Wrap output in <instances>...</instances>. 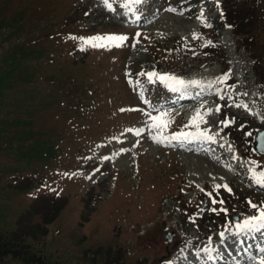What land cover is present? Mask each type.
I'll return each mask as SVG.
<instances>
[{
	"label": "rangeland",
	"instance_id": "374dc122",
	"mask_svg": "<svg viewBox=\"0 0 264 264\" xmlns=\"http://www.w3.org/2000/svg\"><path fill=\"white\" fill-rule=\"evenodd\" d=\"M51 1L53 0H0V38H13L11 41H17L18 38L15 37L21 40L26 38L24 43L14 42L11 47V52L20 49L19 64L15 68H21L22 73L8 76L7 68H4V73L0 72V228H15L20 214L27 207L35 205V220H43L48 226L46 235L36 244L52 253L54 258L56 255L60 258V255L64 256L63 258L68 257L70 264H84L76 257L81 255V252L75 254L78 243L74 236L85 240L82 242L84 246L93 248L95 247L90 244L100 243L104 248L111 245L115 249L122 245L130 254L143 255L149 262L161 255L165 259L173 249H178L169 259L174 264L199 261V256L203 254L196 252L197 245L202 244L198 239L200 234L194 226L193 217L184 222L178 209H174L180 201L176 198L182 193L184 197L196 199L200 193L196 184L203 188L208 184L212 186L213 183H227L233 192H251L252 201L259 204L264 201V195H259L264 188H255L258 186L252 183L247 174V160L233 145L231 138L223 132L216 137L215 143L189 140L160 144L150 139L148 130L140 135H136L135 131H127L145 127L147 113L156 115L166 112L173 122L181 118L188 123L189 118L202 105L203 109H215L220 99L217 94L210 92L206 87L189 86L186 90L194 91L195 94L205 93V96L183 104L175 103L172 97L170 100L165 98L164 104L161 105L163 96L151 92L149 87L152 83L146 81L144 84L135 85L133 81L129 83L130 80H127L128 88H125L123 78L127 73L129 58L141 60L142 70H160L158 66L168 60L169 56L157 57L152 54L148 50L147 39L165 46L168 52L174 50L172 38L177 37L181 46L193 41L194 32L202 39L201 28L204 24L197 16L201 9L204 10L206 18L221 14V0L219 7L215 0H200L196 16L192 18L187 17L175 5H171L175 0H142L139 5H131V11L125 1L114 0L112 9L108 13L104 12V17H101L104 13L100 12L103 0H80L89 4L84 23L87 26L92 23L106 26L109 22L117 20L116 12L129 14L139 11L141 18L139 25L119 22L123 27L118 34L127 35L129 40L121 47H110L112 53L109 54L113 58L101 68L103 73L97 75L98 84L103 87H93L91 93L86 92V96L82 98L78 97L81 93L79 89L91 82V79L88 77V70L76 55H63L52 71L41 74L46 55L39 53L35 47L41 48L46 41L58 45L61 37L52 12L46 9ZM97 6L101 8L95 10ZM170 8L176 11H168ZM137 32L141 33L139 43H135ZM78 35L75 36L76 40ZM71 41L67 39V42ZM6 44L3 42L2 45ZM221 44L231 63L235 77L233 84L236 87L231 92L233 98H227L225 109L221 108L220 112L213 111L206 116L207 123L202 124L201 128H208L215 133L220 127V118L225 115L235 118L232 132L243 139L246 136L238 126L240 119H245L251 129L264 127V103L257 101L263 94L260 93L251 70V55L243 49H238L228 26L221 31ZM82 47L89 46L82 44ZM30 62L37 68L35 76L29 73ZM194 62L195 66L186 65L182 70L184 73H179L182 76L186 74L187 77L191 75L185 80L197 79L207 82L222 75V64L218 61L204 64L195 56ZM108 74L114 85L111 90L112 99L127 108L125 111L117 110L118 113L114 115L111 114L116 107L112 106L109 89L105 87V76ZM236 93L241 95L237 96ZM244 93L247 95H243ZM221 95L227 97L223 92ZM235 103H246L251 111L230 106ZM100 111L103 115L99 114ZM112 116H115L116 127L109 137L103 140L104 123L109 122L108 117ZM175 132L178 131L166 134ZM225 141L233 145L240 159H232L233 152L228 150L227 145L220 147ZM105 145L111 147L110 154L103 153L107 149ZM93 149L100 152L92 151ZM88 158L93 162L97 159L100 162L109 159L114 162L108 178L101 181L109 169L102 174H98L97 169L82 172L84 168L92 165L89 163L85 166ZM155 176L159 179H152ZM213 177L216 179L213 180ZM193 181L195 183H192ZM211 186L208 187L209 190ZM63 196L68 197L64 198L68 200L66 207H60L52 217L47 215V209L38 208L49 202L58 204L63 200L58 198ZM228 197L230 195L223 189L216 197L226 198L224 207L229 209L228 215L233 212L243 213L245 208L251 214L254 213L246 201H233ZM204 206L205 209L212 207L207 196ZM168 211L173 212V218L165 222ZM156 214L160 216L155 222H148L152 217H156ZM223 215L215 214L217 218ZM137 222H140L141 229L137 228ZM161 225H164V229L168 226L174 227L177 233L183 234L186 238L183 241L185 246H175L176 234L173 235L170 245L166 246L162 234L159 236ZM37 229L41 231V227L34 228ZM149 231L153 236L148 234L147 237L151 238L145 240L144 236ZM214 235L211 242L208 241L202 249L210 248L209 245L214 242L217 248H228L226 244L232 242L229 238L226 244H221L216 241L219 235ZM88 238L94 240L91 242L86 240ZM183 248L189 249L186 251L190 254L184 252V256L179 255L178 252H183ZM228 249L229 251L221 250L222 259H228L227 256L234 253L233 249ZM215 255V251L209 254L212 257ZM148 261L143 264H151ZM211 261L223 264L218 258L209 260L210 263Z\"/></svg>",
	"mask_w": 264,
	"mask_h": 264
},
{
	"label": "snow or ice",
	"instance_id": "6c2138e0",
	"mask_svg": "<svg viewBox=\"0 0 264 264\" xmlns=\"http://www.w3.org/2000/svg\"><path fill=\"white\" fill-rule=\"evenodd\" d=\"M217 7H219V0H215ZM103 3L105 6L111 8V4L109 3V0H103ZM142 3V0H125L126 6L129 7V11H131V5H139ZM168 11L175 12L176 9L170 8ZM138 19V17H137ZM197 19L201 21V23L204 24L205 27H210V24H208L207 18L204 15V10L201 9L200 14L197 16ZM141 36V33L137 32L135 34V43H139V38ZM73 39H76L73 37ZM82 41L83 45H87L93 48H110V47H121L125 44L126 41L129 40V37L127 35L122 34H107V35H97L93 37H89L87 39L80 37L79 38ZM147 39V37H145ZM187 40V38H183ZM192 39L198 40L200 39L199 34L192 33ZM135 43L132 45L135 46ZM202 48L208 47V46H215L213 41L211 40H204L201 45ZM183 47L188 48V44L185 43ZM193 55H197L195 51L192 53ZM139 76H146L149 83L155 84L157 82L164 84L166 87L171 89L173 92H180L182 89H187L189 86H202L206 87L210 92H214L219 96L220 99H225V95H221V93L227 94L228 99H232L231 92L234 91L235 85H229L227 81L231 79V73L230 71H227L223 73L222 75L215 78V80L212 81H201L197 79L192 80H185L181 77H178L171 73H158L153 69L152 71L143 72L141 71L138 73ZM129 83H132L130 80ZM214 85H218V87H214ZM199 94V93H198ZM237 96L241 95L240 93H236ZM243 95H247V93H244ZM237 108H244L246 110H249V105L246 103H235L234 105ZM201 109H203V105L201 106ZM197 109L195 113L189 118V121L187 124L184 125V127L175 133H172L170 135L166 134L167 128L169 125L173 122L172 118L169 116L166 112H159L156 115H152L151 113H147L148 120L145 123V127L138 128V129H128L127 131H135L136 135H140L141 133L148 130L150 139L153 140V142L164 144V143H170L172 141H189V140H204L208 142H216V137L219 136L220 132H223L226 128H229L231 125L235 123V118H227L219 121V129L215 133H212L210 129L208 128H201L202 124H206L207 120L205 119L206 116L211 114L213 111L220 112L221 106H217L215 109ZM121 111H125V109H121ZM184 129H194V131L189 130L185 131ZM244 125H240V130L243 131ZM244 135L246 137H251L253 135L252 132H245ZM264 138V134H262V137H258V141ZM227 145V148L229 151L233 152L232 159L238 160L240 159L238 155L235 153L233 145L230 143L220 144V147H225ZM260 150L264 152V144L257 143L256 148L253 149V151ZM121 151H126L125 149H121ZM107 159V157H105ZM247 164L249 167H247V172L249 176L251 177V181L253 184L258 186L259 188H264V164L261 162L251 159L247 161ZM259 167L260 170H257ZM211 175V173L209 174ZM213 180L216 178L213 177ZM223 179V177H221ZM192 183H195L194 181ZM196 188L200 190V192L204 193L208 198L212 205V207L208 208L207 211H210L214 214H221L223 213L226 217V223L224 225V231L219 232V241L221 244H226L228 239L231 238L232 242L235 245H238L245 253H248L250 249L252 248V244H247L248 240H255L257 235L261 237L262 240H264V201H261L259 204L254 203L250 198L246 200V203L248 207L252 210H254V213L251 215H242V218L237 221H231L227 219V215L229 212V209L227 207H224L225 200L223 198L217 199L216 197L220 195V190L223 189L225 192H227L230 195H233L232 188L227 184H219V183H213L211 186V191H208L204 188H202L199 184L195 185ZM183 191V189H181ZM215 193V195H214ZM216 205H220V207H216ZM201 212L205 211V209L201 208ZM195 221L193 220V223ZM231 225V227L229 226ZM227 233V235H226ZM212 237H209V242H211ZM247 245V246H245ZM257 248V254L250 256V264H264V246L261 244L256 245ZM202 251L211 253L212 251H215V249L212 248H204ZM210 259H213V257L209 256Z\"/></svg>",
	"mask_w": 264,
	"mask_h": 264
},
{
	"label": "trees",
	"instance_id": "16d2710c",
	"mask_svg": "<svg viewBox=\"0 0 264 264\" xmlns=\"http://www.w3.org/2000/svg\"><path fill=\"white\" fill-rule=\"evenodd\" d=\"M225 13L235 26L236 34H244V40L254 55L258 56L264 80V0H225ZM41 225V224H40ZM32 223L22 215L15 228H0V264H70L68 258H54L52 253L39 248L36 242L45 235L47 227ZM41 227L34 230L35 227ZM88 264H102L95 257H79Z\"/></svg>",
	"mask_w": 264,
	"mask_h": 264
},
{
	"label": "bare ground",
	"instance_id": "6f19581e",
	"mask_svg": "<svg viewBox=\"0 0 264 264\" xmlns=\"http://www.w3.org/2000/svg\"><path fill=\"white\" fill-rule=\"evenodd\" d=\"M208 94V93H207ZM205 96V93H201V94H199L198 95V97H204ZM197 97V98H198ZM182 102H185V101H180L179 103H182ZM185 106V105H184ZM264 131V130H263ZM262 134H264V132L262 133ZM262 134H260V136L259 137H262ZM259 143H262V144H264V138H261L260 139V142ZM208 145V144H207ZM210 145H212V144H210ZM222 150V149H221ZM221 159V158H220ZM225 165V164H224ZM222 168V167H221ZM226 169V168H225ZM229 170V169H228ZM226 172V171H225ZM236 172V171H235ZM233 173V172H232ZM228 176V175H227ZM232 177H234V176H232ZM230 179V178H229Z\"/></svg>",
	"mask_w": 264,
	"mask_h": 264
}]
</instances>
